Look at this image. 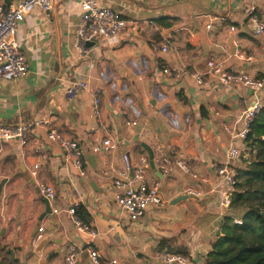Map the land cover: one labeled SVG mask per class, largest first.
<instances>
[{"label": "crops", "instance_id": "crops-1", "mask_svg": "<svg viewBox=\"0 0 264 264\" xmlns=\"http://www.w3.org/2000/svg\"><path fill=\"white\" fill-rule=\"evenodd\" d=\"M80 1L57 0L50 16L41 8L28 13L15 39L28 57L29 72L18 80L0 74V125L51 116L64 135L79 140L84 153L80 169L41 126L33 128L25 142L3 144L0 264H68L70 245L79 251L74 264H92L90 247L104 258H118L120 264H163L156 259L163 238L187 246V264H203L220 234L221 219L231 214L230 207L221 205L223 193L231 189L211 163H224L232 144L245 146L235 135L242 128L241 114L253 101L252 91L213 80L200 86L189 76L177 81L161 68L205 71L208 59L215 57L228 67L263 77L264 36L253 33L245 10L255 4L264 19V0H98L119 10L129 24L116 37L94 40L85 53L77 47ZM77 79L86 80L88 88L69 100L65 90ZM96 95L101 98L99 116L94 113ZM132 119L138 124L128 125ZM107 137H113L118 148L96 152L94 146ZM158 145L172 146V159L183 156L199 178L175 164L164 175L150 161L147 177L160 182L165 203L133 221L116 201L114 180L125 154L150 159L147 146L157 154ZM42 184L57 191L52 209L82 204L97 235L80 229L69 214L53 211L40 224L48 242L36 243L35 225L46 209ZM180 195L186 198L173 204Z\"/></svg>", "mask_w": 264, "mask_h": 264}, {"label": "built area", "instance_id": "built-area-1", "mask_svg": "<svg viewBox=\"0 0 264 264\" xmlns=\"http://www.w3.org/2000/svg\"><path fill=\"white\" fill-rule=\"evenodd\" d=\"M57 0H23L19 4H0V74L6 80H18L24 78L29 72V61L25 53L20 49L19 42L15 39L16 31L25 16L35 8H41L48 16L55 9ZM82 16L78 24V42L77 47L85 53L87 43L98 40L99 38L111 39L119 35L128 27V19L119 11L111 6L102 5L98 0H81ZM247 19L251 25L252 31L257 36H264V19L258 14L255 4L249 5L245 10ZM153 27L158 28L156 22H151ZM236 30L235 26H231ZM162 49L167 51L168 45H163ZM242 57L241 52L237 53ZM162 72L174 80L181 81L185 77H191L198 85L210 84L211 80L221 86L244 85L252 91L253 101L241 114L240 120L242 128L235 135L244 140L251 131L252 122L258 112L264 107V76L256 77L247 70L240 67H228L223 59L211 57L206 62V70L195 68L178 67L164 65ZM88 88V82L84 79H77L72 82L65 90L69 100L76 99L80 93ZM94 113L101 114V98L96 95L94 98ZM138 121L132 119L128 125H137ZM44 127L48 137L52 141L60 143L64 152L80 169L84 165V153L78 139L69 138L64 135L56 126L51 116H38L27 121L20 120L13 124L0 125V151L4 143L12 140L26 141L28 133L35 127ZM118 143L113 137H107L94 146L96 152L112 151L118 148ZM158 153L154 154V164L164 175H168L174 164L182 171L193 174L190 165L183 156L172 159V146L168 149L157 147ZM241 155V147L232 144L226 152V161L224 163L212 162L211 166L221 182L230 187L229 192L223 193L221 205L230 207L232 195L239 181L238 169L234 162ZM150 166L148 155L139 156L132 159L129 155L124 156V167L119 176L114 180V186L117 188L116 201L121 209L126 212L129 218L136 221L142 218L151 207L164 205L165 198L161 191L159 181H150L147 177ZM39 163L34 164V174L37 173ZM42 195L50 202L57 197V191L51 184L41 185ZM196 196H202L200 190H192ZM76 204L64 209L54 208V213L63 212L72 216L80 229H85L96 236L97 231L89 225L82 223L76 213ZM235 222L242 223V219L235 218ZM46 229L40 226L35 236L36 243L45 237ZM79 251L75 245H70L66 261L68 264H74L78 258ZM88 255L92 264H120L116 257L104 258L100 250L95 247L88 249ZM156 259L163 264H187L188 256L183 253L172 252L162 249L157 252Z\"/></svg>", "mask_w": 264, "mask_h": 264}, {"label": "trees", "instance_id": "trees-1", "mask_svg": "<svg viewBox=\"0 0 264 264\" xmlns=\"http://www.w3.org/2000/svg\"><path fill=\"white\" fill-rule=\"evenodd\" d=\"M244 143L252 159L238 169L231 214L221 219L220 234L203 264H264V107L252 122ZM76 213L82 223L89 225L82 204L76 206ZM235 218L242 219V223L235 222ZM158 249L189 255L187 246L176 245L172 238L161 239Z\"/></svg>", "mask_w": 264, "mask_h": 264}, {"label": "water", "instance_id": "water-1", "mask_svg": "<svg viewBox=\"0 0 264 264\" xmlns=\"http://www.w3.org/2000/svg\"><path fill=\"white\" fill-rule=\"evenodd\" d=\"M95 42H96V41L88 42L87 45L90 47V46L94 45ZM147 148L149 149V154H150V161H151V164H153V163H154V153H153V151H152L148 146H147ZM183 198H186V195H180V196L176 197V198L172 201V203L175 204V203H177L178 201H180V200L183 199ZM44 201H45V204H46V209H45V211L40 215V217H39V219H38V222H37L36 225H35V233L37 232V230H38V228H39V226H40L42 220H43L46 216H49V215H52V214H53V209H52V207H51L50 201H49L47 198H45ZM1 205H2V201H0V207H1ZM35 233H34V234H35ZM47 242H48L47 239H45V238L42 239V241H41V243H40V246L44 245V244L47 243ZM52 253H53V252H51V254H52Z\"/></svg>", "mask_w": 264, "mask_h": 264}, {"label": "rangeland", "instance_id": "rangeland-1", "mask_svg": "<svg viewBox=\"0 0 264 264\" xmlns=\"http://www.w3.org/2000/svg\"><path fill=\"white\" fill-rule=\"evenodd\" d=\"M251 159H252V154H250V151H249V149L247 148V146L245 144V146H241V155L234 162V165H236L237 169H239V167H241V165H243V164L248 165L249 164V161ZM11 261H12V259H11ZM0 262H3V261L0 260ZM5 264H10V263L7 260V261H5Z\"/></svg>", "mask_w": 264, "mask_h": 264}]
</instances>
